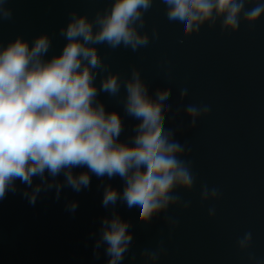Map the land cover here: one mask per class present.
Returning a JSON list of instances; mask_svg holds the SVG:
<instances>
[{"label":"clouds","instance_id":"clouds-1","mask_svg":"<svg viewBox=\"0 0 264 264\" xmlns=\"http://www.w3.org/2000/svg\"><path fill=\"white\" fill-rule=\"evenodd\" d=\"M170 22L182 24L185 37L200 32L204 24L220 22L222 32L235 33L241 20L254 25L264 15L260 0H162ZM247 5H254L246 8ZM153 0H112L109 7L97 11L94 18L72 11L68 23L59 34L66 43L59 54L45 58L52 47L47 32L37 35L31 44L17 35L6 45L0 43V200L8 192L16 193V181L27 188L22 192L34 205L42 191L53 188L56 199L61 189L71 188L79 193L91 185V175L124 181L122 191L104 185L102 206L113 208L111 217L101 221L99 236L94 244V255L103 247L109 258L107 264H121L129 252L133 235L130 222L115 212L117 202L127 208L140 209L141 223H149L154 216L165 214L170 230L179 221L167 215L170 207H190L175 194L178 189L191 191L196 176L191 162L184 159L186 144L177 140L180 127H167L166 107L172 88H157L149 92L139 69L133 67L129 78L121 79L112 72L101 57L97 45L111 49L121 46L137 51L146 47L150 38L140 29L145 26V13ZM8 0H0V20H11ZM152 38L158 32L152 30ZM184 41L181 40L180 43ZM101 76L100 84L95 83ZM123 86L124 113L139 121L133 135L121 141L124 122L116 111H107L99 99L101 93L117 96ZM188 88L180 89L183 99ZM191 118L190 127L209 115V105L189 104L184 108ZM175 117H173L174 119ZM183 130V129H182ZM75 168L87 171L74 173ZM63 175V181L57 178ZM34 178L40 183L33 185ZM51 178V179H49ZM219 189L201 187V201L216 200ZM75 201L67 205L74 212ZM214 207L208 209L215 216ZM252 233L245 232L237 240V247L246 252L252 245ZM164 242L155 249H144L142 255L156 262L164 254ZM264 264V260H256Z\"/></svg>","mask_w":264,"mask_h":264}]
</instances>
